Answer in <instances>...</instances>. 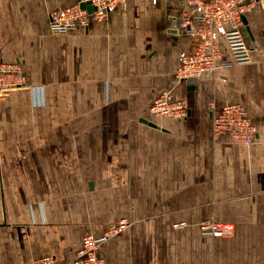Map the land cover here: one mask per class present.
<instances>
[{"label":"crops","instance_id":"0c3cea01","mask_svg":"<svg viewBox=\"0 0 264 264\" xmlns=\"http://www.w3.org/2000/svg\"><path fill=\"white\" fill-rule=\"evenodd\" d=\"M76 2L0 0V60L32 88L0 100V264H75L85 238L121 225L105 264H264V3L245 17L251 64L188 85L176 73L195 40L174 28L186 0H126L52 33L50 14ZM164 92L186 119L151 113ZM231 104L257 129L250 146L214 137ZM207 220L234 235L203 234Z\"/></svg>","mask_w":264,"mask_h":264},{"label":"built area","instance_id":"2783aa9c","mask_svg":"<svg viewBox=\"0 0 264 264\" xmlns=\"http://www.w3.org/2000/svg\"><path fill=\"white\" fill-rule=\"evenodd\" d=\"M126 0H77L74 5L61 8L50 14V29L54 34H65L88 27L89 21H104ZM156 4L157 0H151ZM264 0H186L191 10L182 17L181 29L195 40L192 50L183 52L179 57L176 77L184 82L198 80L207 73H222L232 65L251 64V48L245 33V17ZM94 11L89 13L87 7ZM223 39L232 55V61L221 63ZM32 90L26 77L16 63L0 60V100L10 94ZM150 111L157 117L186 119L190 109L184 100L176 99L170 92H164L153 102ZM213 133L217 138L228 134L230 143L250 146L257 136V129L246 110L240 104L224 107L213 118ZM123 227L117 226L102 238L87 237L81 250L77 252L75 264H105L99 255V247ZM205 235L215 238H229L234 235L232 224L217 223L212 220L200 225ZM38 264H57L53 257H48Z\"/></svg>","mask_w":264,"mask_h":264},{"label":"water","instance_id":"95a60500","mask_svg":"<svg viewBox=\"0 0 264 264\" xmlns=\"http://www.w3.org/2000/svg\"><path fill=\"white\" fill-rule=\"evenodd\" d=\"M84 7H87L89 13H92V12L94 11V9H93L92 7H89L88 5L83 6V8H84ZM245 24H246V21H245ZM180 26H181V23H180V21H179V22L177 23V25H174V28H177V27H180ZM246 31H247L248 35L250 36V38H251V40H252V44H253V45H256V43H255V41H254V39H253V37H252V35H251V32H250L249 28L246 27ZM180 32L182 33V30H180ZM196 81H197L196 79H189V80H187L186 82H187L188 85H195V84H196Z\"/></svg>","mask_w":264,"mask_h":264}]
</instances>
